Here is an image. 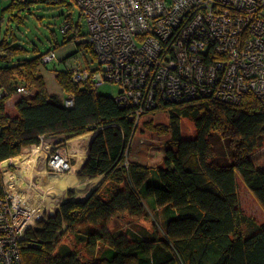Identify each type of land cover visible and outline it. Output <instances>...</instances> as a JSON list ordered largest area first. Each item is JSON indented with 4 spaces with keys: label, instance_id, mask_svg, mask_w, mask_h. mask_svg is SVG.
<instances>
[{
    "label": "trees",
    "instance_id": "16d2710c",
    "mask_svg": "<svg viewBox=\"0 0 264 264\" xmlns=\"http://www.w3.org/2000/svg\"><path fill=\"white\" fill-rule=\"evenodd\" d=\"M7 1L3 14L8 28L0 40V163L26 147L39 146L46 137L63 145L60 142L96 132L77 177L104 176L86 201L64 202L41 228L27 233L23 264H264V223L242 212L237 187L239 176L264 209V168L254 161L264 146V107L259 100L247 94L238 105L205 96L158 102L144 117L162 112L168 123L149 120L144 126L170 137L162 166L130 160L135 134L131 109L74 82L70 70L55 76L66 97L72 96V106H65L66 98L50 94L39 74L47 51L28 58L29 51L14 34L13 25L18 29L24 24L34 5L64 0ZM79 31L76 27L68 42L76 40L79 50L93 56L92 46L76 38ZM19 87L28 94H18ZM184 119L193 123L191 138L182 135ZM121 215L151 216L162 233L155 230L149 237L109 228L110 220ZM70 234L82 249L63 243Z\"/></svg>",
    "mask_w": 264,
    "mask_h": 264
},
{
    "label": "built area",
    "instance_id": "2783aa9c",
    "mask_svg": "<svg viewBox=\"0 0 264 264\" xmlns=\"http://www.w3.org/2000/svg\"><path fill=\"white\" fill-rule=\"evenodd\" d=\"M73 1L87 28L84 41L94 54L85 61L82 51V63L70 66L72 80L95 90L106 83L118 85L115 101L131 109L134 132L161 101L205 96L238 105L252 94L264 107V0ZM71 28L68 24L60 32ZM55 59L50 50L42 62ZM17 93L27 95L28 90L19 87ZM64 103L72 106V96ZM44 148L47 175L70 171V156L61 144ZM17 168L0 163V264H23L27 233L48 220L31 203Z\"/></svg>",
    "mask_w": 264,
    "mask_h": 264
},
{
    "label": "rangeland",
    "instance_id": "374dc122",
    "mask_svg": "<svg viewBox=\"0 0 264 264\" xmlns=\"http://www.w3.org/2000/svg\"><path fill=\"white\" fill-rule=\"evenodd\" d=\"M7 19L6 16V25ZM68 24L71 25L72 28L67 33V37H64L60 32V29ZM6 25L4 29H6ZM13 27L15 28L14 34L19 40L18 43L25 46L29 51L28 58L36 57L48 50H54L56 59L47 64H40L39 74L43 77L46 89L50 94H54L60 99L66 98V92L63 91L59 83L56 81L55 76L57 72L68 71L73 64L82 63L81 53L84 49H80V51L76 46V40L68 42V38L75 35L76 27H79L80 30L78 36H76L77 39H84L87 34L85 22L81 17L80 9L76 3L73 0H64L55 5L36 4L33 6L32 12L26 14L24 24L18 29H16L15 24ZM53 38H56L55 42H53ZM33 48H36L37 53L33 52ZM89 57L90 54L87 53L84 57L85 61ZM97 92L98 94L115 98L119 92V86L112 83H106L97 88ZM16 98L17 97H13L12 99L15 100ZM12 105V102L7 105L9 113L13 112ZM149 120L153 121L155 124H167L168 115L160 112L154 115H146L142 119L134 134L133 144L131 148H129V159L150 167L160 168L162 166L164 149L167 147L166 144L170 137L168 135L159 136L156 133L149 131L144 126V122ZM182 135L184 138H191L194 135V126L191 120L184 119L182 121ZM56 139L57 138L54 137H46L43 144H55L57 143ZM58 140L60 142V139ZM89 140L90 138L88 137H82L71 142L68 147L69 152L72 150V152L77 153V162L70 157L72 166L70 171L61 175H55L57 178L65 180L66 186L64 187L65 190L63 193L59 192L58 194L53 188L54 186H26L27 188L34 187L28 189L31 203H33L34 206L37 205L40 210L44 209L45 215L56 213V209L60 208V205L64 202L79 201L82 198H86V195L90 192L92 186L98 184L99 179L94 183L95 180L93 179H79L77 177V174L88 160L87 155V158L80 167V164L84 160ZM60 143H62V147L67 150L65 141ZM31 153L32 149L29 147L24 149L20 155ZM20 155L13 158L15 163L18 162ZM69 156H72V154L70 153ZM44 158L45 153L42 152L39 157L35 159L31 175L45 174L46 176H49L45 172ZM254 159L257 166L264 168V146L255 153ZM6 163L7 162L5 161L3 164L5 165ZM19 167L17 170L20 173L22 167ZM13 170L15 169L13 168ZM86 181H88V184ZM237 185L239 205L242 212L248 216H252L258 224L264 223L263 207L259 204L254 194L247 188L239 176H237ZM43 193L44 197L42 196ZM48 203L55 208L51 207L50 209ZM108 226L109 228L115 229H130L141 236L150 237V234L155 230L159 235L162 233L159 221L154 220L151 216L140 219H130L126 215H121V217H115L110 220ZM63 243L70 246L77 245V249L83 248V245L79 244L80 242L76 238H73L71 234L63 240Z\"/></svg>",
    "mask_w": 264,
    "mask_h": 264
},
{
    "label": "crops",
    "instance_id": "0c3cea01",
    "mask_svg": "<svg viewBox=\"0 0 264 264\" xmlns=\"http://www.w3.org/2000/svg\"><path fill=\"white\" fill-rule=\"evenodd\" d=\"M7 3H8L7 0H0V40L3 39V37H4L5 33H6V30H7V28H8V27H6V29H4V28H5V25H6V20H5L6 15L3 14V9H4L5 6L7 5ZM4 22H5V23H4ZM6 26H7V25H6ZM11 102L13 103V100H12V99H11ZM91 133H92V132L87 133V134H84V135H81V136H78V137H76V138H74V139H70V140L66 141L65 143H66V147H67V152H69L68 147L70 146V143H71V142H73V141L76 140V139H80V138H82V137H88V138H89V136L91 135ZM80 143H81V142H80ZM26 148H29V147H26ZM26 148H24V149H26ZM30 148L33 149L34 147H30ZM24 149H23V150H24ZM88 150H89V149H88V147H87L86 154L84 155V160H83V162L80 164V167H81V165L84 163L85 159L87 158V155H88L87 152H88ZM43 153H45L44 162L46 163V155H47V153H48V150H46V148H44V152H43ZM70 153L72 154V156H70L71 159L73 158V159L76 160L75 162H77V153L72 152V150H71L68 154L70 155ZM78 155H79V154H78ZM21 157H22V158H21L20 160H24V161H26L27 163H28L27 160L30 161L29 164H26V163H24V161H23V163H24L23 166H24L25 169L28 168L31 172H33V170H32V168H33V163H34L35 159H36L37 157H39V154H37L35 151L32 150V153H31V154H22ZM5 161H6V160H5ZM5 161H3V163H4ZM75 164H76V163H75ZM3 165H4V164H3ZM15 165H16L17 167L20 166L19 163H16ZM19 168H20V167H19ZM34 176H36V174H35V175H31V178L34 177ZM96 179H99V182H98V184H97L96 186H92V188L90 189V191L93 190V189H96V188L101 184V182H102L103 179H104V176H99V177H97V178H94L93 180H96ZM47 181H48V182H47ZM56 181L65 184V180H61V179L57 178L56 176H52V177L50 178V180H45V182H43L41 186H49V185H51V183L56 182ZM25 183H26V182H25ZM86 183L88 184V181H86ZM65 185H66V184H65ZM23 186H26V185L23 183ZM32 186H35V185H32ZM52 187H53V186H52ZM49 189H50V188H49ZM35 191H36V190H35Z\"/></svg>",
    "mask_w": 264,
    "mask_h": 264
},
{
    "label": "bare ground",
    "instance_id": "6f19581e",
    "mask_svg": "<svg viewBox=\"0 0 264 264\" xmlns=\"http://www.w3.org/2000/svg\"><path fill=\"white\" fill-rule=\"evenodd\" d=\"M50 51V50H49ZM48 52V51H47ZM96 134V132H92L91 133V135L89 136V138H90V140H89V144H90V142L92 141V139L94 138V135ZM88 144V145H89ZM33 151H35L37 154H41L42 152H44V145L43 146H38V147H34L33 149H32ZM19 156V155H18ZM14 158V157H13ZM13 158H10V160H6V164L5 165H8V164H16L14 161V159ZM22 157H21V155H20V158L18 159V162L17 163H19V165H20V167H22V171H20V173L19 172H17V175H19L20 176V178H21V180H22V182L26 185V186H32V185H35V186H41L42 185V183H43V180H44V182H45V180H50V178L52 177V175H49V176H46L45 174H39V175H37L36 174V176H34V177H32L31 178V171L27 168V169H25L24 168V163H26V164H29L30 163V161L29 160H27L28 161V163L26 162V161H24V160H20ZM12 159V160H11ZM23 161H24V163H23ZM2 165H3V162H2ZM55 176V175H54ZM28 177V178H27ZM42 178V179H41ZM97 180L98 179H96L95 180V182L94 183H96L97 182ZM26 182V183H25ZM26 186H24V187H26ZM49 186H54L53 188L55 189V191L59 194V192H64V190H65V184H63V183H61V182H58V181H56V182H53V183H51V185H49ZM27 188V187H26ZM29 188H34V187H29ZM28 188V189H29ZM50 190V189H49ZM49 192V191H48ZM46 193V192H45ZM42 196L44 197V193L42 194ZM50 196H53V195H50ZM48 198H50V197H48ZM56 198V197H55ZM44 199V198H43ZM55 202V201H54ZM50 206H49V208L51 209V207H54L53 205H51L50 203H48ZM55 208V207H54Z\"/></svg>",
    "mask_w": 264,
    "mask_h": 264
},
{
    "label": "water",
    "instance_id": "95a60500",
    "mask_svg": "<svg viewBox=\"0 0 264 264\" xmlns=\"http://www.w3.org/2000/svg\"><path fill=\"white\" fill-rule=\"evenodd\" d=\"M96 135V134H95ZM91 144V143H90ZM90 146V145H89ZM9 165V164H8ZM94 190L95 189H93V190H91L87 195H86V198H82V199H80L79 201H81V202H84V201H86L90 196H91V194L94 192ZM59 211V208L58 209H56V213H54V214H52V215H48V217H54L56 214H57V212Z\"/></svg>",
    "mask_w": 264,
    "mask_h": 264
},
{
    "label": "flooded vegetation",
    "instance_id": "af4514ba",
    "mask_svg": "<svg viewBox=\"0 0 264 264\" xmlns=\"http://www.w3.org/2000/svg\"><path fill=\"white\" fill-rule=\"evenodd\" d=\"M41 179H42V178H41ZM43 182H44V180H43ZM43 210H44V209H43ZM49 218H51V217H48V219H49ZM47 221H48V220H47ZM47 221H44V222H47ZM40 223H42V222H40ZM40 223L38 224V227H39V228H41Z\"/></svg>",
    "mask_w": 264,
    "mask_h": 264
}]
</instances>
